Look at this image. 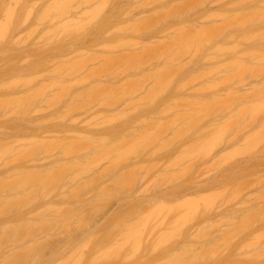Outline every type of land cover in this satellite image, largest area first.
<instances>
[{"label":"rangeland","instance_id":"obj_1","mask_svg":"<svg viewBox=\"0 0 264 264\" xmlns=\"http://www.w3.org/2000/svg\"><path fill=\"white\" fill-rule=\"evenodd\" d=\"M10 1L0 0V5L4 3V9ZM21 1L14 0L19 6ZM55 1L23 0V13L17 6L21 14L16 17L27 20L29 12L33 17L27 21L30 26H18L14 35H9L15 27H10L12 19L0 18L10 23L6 37H15L13 43L3 37L5 43L0 45V264H121L120 257L122 262L126 257L128 263L144 264L140 260L147 254L179 251L194 232L204 246L199 248L192 237L201 251L199 264L224 258L236 264H248L241 258L260 264L264 260L259 255L264 243V59H251L245 53L264 54V0H91L93 5L76 0L81 6L59 5L61 13L53 11L50 18L48 11ZM83 5L86 8L79 9ZM82 12L84 18L87 13L90 17L83 19ZM152 12L156 15L147 17ZM209 16L215 20L206 22ZM17 18L15 25L21 22ZM190 27L204 30L205 38L216 35L218 41L213 37L210 43H221L216 47L224 45L225 53L218 54L214 47L215 54L212 45L203 50L205 44L199 42L203 33L197 42ZM178 29L186 32L184 38L188 31L195 34L191 38L202 49L190 42L192 54L181 52L185 56L180 60L174 46L184 38L179 39ZM20 35L25 36L26 46L17 39ZM173 35L179 41H172ZM27 41L31 46L24 44ZM125 42L132 47L123 46ZM181 44L179 50L184 48ZM195 50L203 54L197 51L200 57L192 62ZM173 55L180 63L170 60ZM148 57L156 62L143 65ZM80 58L90 65L81 66ZM240 61L247 69H238ZM75 63L83 68L79 73L71 70ZM158 68L172 70L171 74L177 69L179 74L172 76L174 84L165 83V89L173 84L168 91L161 84L157 90L155 83L156 90L150 92L156 73L148 84L143 75ZM207 71L214 76L209 72L204 77ZM78 96L82 100L75 101ZM21 100L31 125L23 131ZM103 101L111 105H101ZM13 104H19L23 113L17 107L15 112V106L12 111ZM188 190L191 193L185 194ZM205 221L208 229H199ZM22 223L28 225L26 229L20 228ZM220 223L225 226L219 227ZM193 227L201 231L196 233ZM152 237L157 238L155 245L151 243L155 247L146 243ZM213 238L216 245L210 241ZM176 241H181L178 247ZM185 249L198 253L196 247ZM185 251L179 252L188 254ZM192 263L197 264L195 258Z\"/></svg>","mask_w":264,"mask_h":264},{"label":"bare ground","instance_id":"obj_2","mask_svg":"<svg viewBox=\"0 0 264 264\" xmlns=\"http://www.w3.org/2000/svg\"><path fill=\"white\" fill-rule=\"evenodd\" d=\"M5 1H6V0H5ZM20 1H21V0H20ZM58 1H59V0L55 1V2H56L55 4L58 6V8H57L56 5L54 4V5H55V7H53L54 10H53V9L51 10V8H50L49 11H48V10H47L48 8L46 9V10L48 11L49 16L52 15L51 12L53 13V11H58V9H59V11H60L62 5H63V7H64L65 9H67V8H68L67 5H69V4L74 5L75 3L79 2L80 0H79V1L72 0V1H74L73 3H70V2H72V1H70V0H64L65 2L67 1L66 3H65L64 1H62V0H60L59 3H58ZM61 1H62V4L60 3ZM75 1H76V2H75ZM81 1H82V0H81ZM84 1H87V0H83L82 2H84ZM92 1H93V0H92ZM92 1L89 0V2H92ZM95 1H96V0H95ZM2 2H3V1H2ZM2 2H1V3H2ZM12 2L14 3V7L12 6L14 9H12V7L10 6V5H12ZM29 2H30V1H29ZM68 2H69V4H68ZM89 2H88V1L86 2L87 5H88V4H91V3H89ZM93 2H94V1H93ZM93 2H92V5L95 4V3H93ZM22 3H23V0L21 1V4H20V6H22L21 13H23L22 11H23V9H24V7H25V6L22 5ZM57 3H58V4H57ZM64 3H65V4H64ZM86 3H85V4H86ZM3 4H4V3H2V6L0 5V6H1V7H0L1 10H4V9L7 7L6 5L8 4V2L6 3L4 9L2 8V7H3ZM25 4H26L27 6H29V7H30V5H31L30 3H29L30 5H29V4H27L26 2H25ZM77 4H78V3H77ZM82 4H84V3H82ZM85 4H84V5H85ZM8 5H9V4H8ZM10 5L8 6L7 11L5 10L7 13L4 12V11H2V14L0 13V18H2L1 15H2L3 17H4V16H7V18H9L8 20H11V19H12V24L10 25V27H11V26H15V27H14V28L11 27V29L13 28V30H12V33L10 32V34H9V30H10V28L8 29V27H9V24H10V23L8 24V23L4 22L3 20L6 21V19H4V18H3L2 20H0L1 22H4V23H5V25H0V26L3 27V29H2V27H1L0 30H1V31L4 30V31H3L4 34H3V32H0V39H2L3 37H5V40H8V41H10V43H13V42H11V38H15V37H13V36H12L11 38H10V37H6V35H5L6 32H7V34H9V35L17 34L18 31H19V27H22V29H23V26L25 27V25H26L28 22L31 21V20H29V18H30V16L32 15V13L29 12L28 16L26 15V19H27V20L22 21V20H20V19H22L23 16H21L22 18L20 17V19H18L19 16H20V14H21V13H20V10H19V12H17V6H18V8L20 7L19 4H17L16 2H14V0H12V1H10ZM59 5H60L61 7H60ZM78 5L81 6V3H79ZM78 5H77V6H78ZM84 5H83V6H84ZM173 5H175V4H173ZM69 6H70V5H69ZM77 6H76V8L78 9ZM83 6H82V7H79V9L81 8V10H82V9L86 8V6H84V7H83ZM89 6H91V5H89ZM89 6H88V7H89ZM95 6H96V5H95ZM95 6H94V8H96ZM10 7H11V8H10ZM15 7H16V8H15ZM29 7H26V8L28 9ZM26 8H25V10L28 11ZM30 8H31V7H30ZM30 8H29V10H31ZM56 8H57V10H56ZM94 8L92 9L93 11H95ZM10 9H11V10H10ZM68 9H69V8H68ZM73 9H74V8H73ZM96 9H97V8H96ZM1 10H0V11H1ZM8 10H9V11H8ZM12 10H13V12H11ZM25 10H24V11H25ZM46 10H45V13L47 12ZM74 10H75V9H74ZM92 10L90 9V12H91V13L93 12ZM87 11L89 12V10H87ZM87 11H86V12H87ZM158 11H159V10H158ZM16 12H17V13H16ZM77 12H78V10H77ZM77 12H76V13H77ZM86 12H82V13H81V14H83V19H87V17H88V18L90 17V16H89L90 13H87V14H89V15H88V16L86 15L87 17L84 18ZM156 12H157V11H156ZM159 12H160V15H161V11H159ZM159 12H158V14H159ZM3 13H4V14H3ZM11 13H12V14H11ZM19 13H20V14H19ZM60 13H61V11H60ZM153 13H154V14H153ZM169 13H170V12H169ZM18 14H19V15H18ZM53 14L55 15V13H53ZM152 14H153V15H156L155 12H152L151 14L147 15V17L150 16V15H152ZM170 14H171V13H170ZM17 15H18V16H17ZM23 15H25V14H23ZM44 15H45V14H44ZM54 15H53V16H54ZM144 15H145V14H144ZM14 16H15V18H14ZM16 16H17L18 18H17ZM42 16H43V15H42ZM79 16H80V18H82L81 15H79ZM161 16H162L161 18H163V17H164V14L162 13ZM176 16H177V15H176ZM211 16H212V15H211ZM211 16L206 17V18H209V20H206V22L211 21L212 19L215 20V19L213 18L214 16L212 17V19H210ZM10 17H11V18H10ZM32 17H33V15H32ZM32 17H31V18H32ZM38 17H39V16H38ZM143 17H144V16H143ZM143 17H142V15H141V18H143ZM156 17H157V16H156ZM177 17H178V16H177ZM16 18H17V21L19 20L18 23H19L20 21L22 22V23H21V22L19 23L20 25H19V24H16V25H17V26H16V25L14 24ZM50 18H51V16H50ZM204 18H205V17H204ZM206 18H205V19H206ZM182 19H184V17L181 18V20H182ZM261 19H262V18H261ZM261 19H260V21H261ZM159 20H160V18H159ZM175 20H176V19H175ZM262 20H263V19H262ZM13 21H14V22H13ZM27 21H28V22H27ZM84 21H85V22H84ZM160 21H161V20H160ZM162 21H165V20L162 19ZM83 22L86 23V20H83ZM135 22H136V20H135ZM184 22H185V20H184ZM261 22H262V21H261ZM263 22H264V20H263ZM263 22H262V23H263ZM84 23H82V21H80V24H78V23H77V24L79 25V27H81V26L84 25ZM254 23H255V22H254ZM0 24H1V23H0ZM22 24H23V25H22ZM67 24H68V23H67ZM67 24H66L65 26H67ZM69 24H70V23H69ZM81 24H83V25H81ZM161 24H162V23H161ZM252 24H253V23H252ZM255 24H256V23H255ZM259 24L261 25L260 22H259ZM6 25H7V27H6ZM28 25H29V23H28ZM80 25H81V26H80ZM188 25H189V24H188ZM18 26H19V27H18ZM29 26H30V25H29ZM131 26H133V25H131ZM135 26H138V25L135 24ZM161 26L163 27V25H160V27H161ZM185 26H186V24L184 25V27H185ZM253 26H254V25H253ZM16 27H18V28H16ZM187 27H188V26H187ZM25 28H26V27H25ZM132 28H133V27H132ZM190 28H191V30L193 29V33L196 34V35H195V34H192V33H191V35H193V36H194V35L197 36V37L194 36V38H195L196 40L198 39V40H197V42H198V41L201 39L199 36L202 35V33L204 32V30H203V31H198V30H196V31H197V32H196V31L194 30L193 27H190ZM14 29H16V32H17V33H16V32L14 33ZM17 29H18V30H17ZM20 29H21V28H20ZM28 29H29V28H28ZM80 29H81V28H80ZM134 29H135V28H133V30H134ZM187 29H188V28H187ZM204 29H205V28H204ZM25 30H27V29H25ZM139 30H140V28H139ZM139 30H138V28H137V29H135L134 31L137 32V31H139ZM162 30H163V29H162ZM165 30H167V29H164L163 31H165ZM178 30H179V29H178ZM178 30H177V31H178ZM5 31H6V32H5ZM10 31H11V30H10ZM163 31H162V32H163ZM179 31H180V30H179ZM183 31H184V30H183ZM183 31L177 32L179 35H181V32H182V35H183V36H182V35L179 36V39L184 38L186 32H185V34H184ZM22 32H23V31H22ZM167 32H169V30H167L165 33L167 34ZM174 32H176V31H174ZM199 32H200L201 34H200ZM165 33H164V34L162 33V34L165 35ZM187 33H188V36H187L188 39H187V37L184 38V39H182V41L184 40L183 43H182L181 40H180L181 42L179 41V39H178V35H177V36H174V35H173V36H174V37H173L174 40H172V41H177V40H178V41H179V44L182 43V44L180 45L181 48L184 47V48H182V49H185L186 46H187V44L189 45V47L187 46L186 50H182V49L179 50V49H180V47H178L179 44H178V45H177V44L175 45V43L172 42L171 44H172V45H175L174 47L177 48L176 54H177V53L180 54L181 52H183V54H186V52H187L186 55L190 56V55L192 54L191 51H193L192 49H194V46H197V47H198V48L196 47L197 49H200V48L202 49V47H200V45L197 44L196 40H194L193 36H192V38H191V35H190L189 31H188ZM198 33H199V34H198ZM1 34H2V35H1ZM20 34H21V33H20ZM30 34H31V33H30ZM197 34H198V35H197ZM163 35H161V36H163ZM167 35H169V34H167ZM186 35H187V34H186ZM7 36H8V35H7ZM25 36H26V33H25ZM25 36H24V35H20V36H18L19 38L17 37L18 40H19V39L21 40V41L19 40V41L21 42V44L24 42V41H22V39H24V38H22V37H25ZM189 36H190V37H189ZM202 36H204V37H202ZM202 36H201V37H202L203 40H205V41L208 40L207 42H205V41L203 42L202 39L199 41V42H202V43L205 44V45L203 46V50H204L205 47H207V46H209V45H210V46L212 45V47H210V46H209V47H210L211 49H212V48L214 49V47L217 48V49L219 50V52H221V53H218V54L223 55V54L225 53L226 49L224 50V52H223V50H221V48L224 49V48H223V47H225L224 45H223V46H220V49H219L218 47H219V45H220L221 43H220V44H219V43L216 44V42H215V43H214V44H215L214 46H213L212 43H210V42H212V41L214 42L215 39H216V41H218V39H217L218 37H217L216 35H215V36L213 35V37H214L215 39H214L213 37H211V38H212L211 41H209L211 38H210V39H209L208 37H207L208 39L205 38V37H206V36H205V33H203ZM28 37H30L29 34H28ZM171 37H172V35H170L169 38L172 39ZM175 37H176V38H175ZM216 37H217V38H216ZM262 37H263V36H262ZM8 38H10V39H8ZM169 38H167V39H169ZM189 38H190L192 41H191ZM17 39H15L16 41L14 40V41H15V42H14L15 44H16V42H19ZM27 39H28V38H27ZM27 39H25V40H27ZM164 39H165V38H164ZM167 39H166V40H167ZM170 39H169V40H170ZM185 39L188 40V41L190 40V41L188 42V41H186ZM219 39H220L219 41L221 42V38H220V37H219ZM262 39H264V37H263ZM3 40H4V38H3L2 40H0L1 42H3V44L0 43V45H4L5 40H4V41H3ZM169 40H167V41H168V44H170V43H169ZM30 41H31V40H30ZM30 41H27V43L25 42L24 44H29V45H30V43H31ZM28 42H30V43H28ZM170 42H171V41H170ZM184 42H185L186 45L184 44ZM190 42L193 43L194 46H193V45L191 46V43H190ZM10 43H9V44H10ZM144 43H146V42H144ZM144 43H143V45H144ZM189 43H190V44H189ZM125 44H126V45H125ZM133 44H134V43H133ZM147 44H149V42H148ZM147 44H146V46L144 45V47H147ZM196 44H197V45H196ZM218 44H219V45H218ZM19 45H20V43H19ZM19 45H18V46H19ZM129 45H130V47H132L131 42H129ZM129 45H128V42H127V43L125 42V43L123 44V46H128V47H129ZM151 45H152V44H151ZM182 45H184V46H182ZM216 45H217L218 47H216ZM18 46H16V47H18ZM22 46H26V45H23V44H22ZM30 46H31V45H30ZM136 46H137V45H136ZM170 46H171V45H170ZM190 46L193 47V48L191 49ZM28 47H29V46H28ZM28 47H26V49H28ZM67 47H69V45H68V46H65V48H67ZM149 47H150V46H149ZM149 47H147V48H148V50L151 51V49H150ZM151 47H152V46H151ZM261 47H262V46H261ZM12 48H14V47H12ZM20 48H21V45H20ZM63 48H64V47H63ZM152 48H153V50H154V48L157 49V48L154 47V46H153ZM189 48L191 49V51H190L191 53L189 52V50H190ZM196 48H195V49H196ZM17 49H19V47H18ZM21 49H22V48H21ZM68 49H69V48H68ZM174 49H175V48H174ZM174 49H171V50L173 51ZM213 49H212V50H213ZM217 49H214V50H213V52L215 51V52H214L215 54L218 52ZM2 50H3V49H2ZM220 50H221V51H220ZM4 51H7V50L4 49ZM4 51H1V52L4 53ZM9 51L11 52V50H8V52H9ZM21 51H22V50H21ZM24 51H25V50H24ZM172 51H170V53L166 54L167 56H164V57L167 58L168 56H170L169 54H172ZM185 51H186V52H185ZM197 51H198V54H199V52L201 53V55L203 54V53L201 52V50H195V51H194V54H193L194 56H193V60H192V62H194V60L196 59L197 56L200 57L199 55H197ZM216 51H217V52H216ZM8 52H7V54H8ZM203 52H204V51H203ZM222 52H223V53H222ZM252 52H255V54L252 53ZM13 53H15V52L12 51V54H13ZM189 53H190V54H189ZM214 53H212V55H214ZM226 53H227V52H226ZM246 53H248V54L250 53V55H248V54H246ZM246 53H245V55H247L248 58H249L250 56H253V58L251 57V59H255V58H257V57H262V58L264 59V54H261V53L259 54V52H257V53H258V54H257L256 51H251V52L246 51ZM5 54H6V53H5ZM9 54H10V53H9ZM179 54H177V56H178ZM251 54H253V55H251ZM174 55H175V53H174ZM174 55L170 58V60H173ZM254 55H256V56L254 57ZM262 55H263V56H262ZM0 56H1V55H0ZM21 56H22V55H21ZM79 56H80V55H79ZM156 56H158V55H156ZM177 56H175V59H176V61H179V59L181 60L185 55L180 54V55H179V56H180L179 59H178ZM181 56H182V57H181ZM218 56H219V55H217L216 57H218ZM3 57H6V56H3ZM204 57H205V56H204ZM212 57L214 58V56H212ZM216 57H215V58H216ZM146 58H147V57H146ZM149 58H150V57H148V59H147V60H149V61L143 60V59H145V58H143L142 60L145 61V63H143V61H142V64L145 65L146 63L150 62V64H148V65H151L152 63H155V62H156V61L154 62V60H153L154 58H153V57H152L151 59H149ZM246 58H247V57H246ZM262 58L257 59L258 62H260V60H261ZM80 59H82L84 63H85V61L87 62V60H84L83 58H80ZM175 59H174V60H175ZM177 59H178V60H177ZM198 59H199V58H198ZM200 59H201V58H200ZM263 59H262V60H263ZM82 60H81V61H82ZM170 60L168 59V61H169L168 63H172V64H173V63H174V62H173L174 60L171 61V62H170ZM257 60H256V61H257ZM262 60H261V62H262ZM81 61L79 60V61L77 62V63H80L81 66H83V65L86 66V65H88V64L90 65V62L87 63V64H86V63L83 64V62H81ZM152 61H153V62H152ZM197 61H198V60H197ZM200 61H201V60H200ZM151 62H152V63H151ZM240 62H241V61H240ZM77 63H75V65H73V66H75V69H76V67L78 68L77 70L73 69L74 67L71 66V70H72V72H74V73H77V72L79 73L80 68H82L81 66L76 65ZM81 63H82V64H81ZM179 63H180V61H179ZM179 63L177 62V63H174L173 65H176V64H179ZM238 63H239V61H238ZM262 63H264V62H262ZM192 64H194V63H192ZM192 64H191V66H193ZM89 65H88V66H89ZM143 65H142V66L140 65V67H143V68L145 69V67H144ZM189 65H190V64H189ZM242 65H243V64H242V62H241L240 66H239V64H238V66H237V65H236V66H237L238 69H239V67H240V68L244 67V66H242ZM4 67H6V65H5ZM4 67H3V68H4ZM132 67L134 68V66H132ZM132 67H131V68H132ZM179 67L181 68V66H179ZM179 67H178L177 69H179ZM3 68H2V69H3ZM131 68H130V66H129V71H130ZM133 68H132V70H133ZM155 68H157V67H155ZM225 68H226V67H225ZM82 69H83V68H82ZM82 69H81V72H82ZM101 69H102V68H101ZM148 69H149V68H148ZM151 69H153V68H151ZM158 69H159V71H158ZM158 69H156V72H154V71L152 72V71H151L152 73H149L150 75L152 74L151 76H150L148 73H145V74L143 75V76H144V79H146V81H147V84H148V83H151V81H153V79H154L155 82H154L153 84L155 85V83H156V84H157V87H158L157 90H159V89H162V87H160L159 84L163 85V86H164V89H165V86H167L165 83H168V80H169V84H171V83L174 84V83L176 82V80H175L176 77L174 78V77H172V76L177 75V74H175V73H178V72H176L177 69H176V70L174 71V73H172V74H171V72H173L172 70H171V71H170V70L167 71V69L163 68L164 71H165V72L163 73V69H162V68H161V70H160V68H158ZM183 69H184V67L181 68V70H183ZM235 69H236V68H235ZM235 69H234V70H235ZM242 69H247V67L245 66V67L242 68ZM78 70H79V71H78ZM179 70H180V69H179ZM161 71H162V72H161ZM166 71H167V73H166ZM214 71H215V70H214ZM214 71H213V72H214ZM220 71H221V70H220ZM81 72H80V73H81ZM157 72H159V73H157ZM160 72H161V73H160ZM169 72H170V73H169ZM182 72H184V71H182ZM209 72H210V75H211V74L213 75V73H211L212 71H207V72H205L206 75H203V76H204V77H205V76H210V75H207V73L209 74ZM155 73H156V75H155ZM180 73H181V72H180ZM184 73H185V72H184ZM203 73H204V72H203ZM216 73H217V70L215 71V74H216ZM218 73H219V70H218ZM15 74L18 75V72H17V73L15 72ZM158 74H159V76H160V75H161V76L158 77V79H157L156 77H157ZM163 74H164V75H163ZM168 74H171V75H169V77H168ZM178 74H179V73H178ZM145 75H146L149 79H151L150 82H149V80H147V77H145ZM148 75H149L150 77H149ZM154 75H155L156 77H155ZM162 75H163V76H162ZM153 76H154V78H153ZM164 76H165V77H164ZM213 76H214V75H213ZM126 77H127V76H126ZM161 77H163V78H161ZM166 77H167V81L165 82ZM28 78H29V77H28ZM152 78H153V79H152ZM172 78H173V79H172ZM193 78H194V77H193ZM156 79H157V80H156ZM162 79L164 80V82H163V81L160 82ZM190 79H191V78H190ZM190 79H189V80H190ZM194 79H195V78H194ZM18 80H20V79H18ZM131 80H133V79H131ZM131 80L128 79V81H131ZM171 80H172V81L174 80L175 82H174V81H173V82H170ZM21 81H22V80H21ZM144 81H145V80H144ZM156 81H158V82H156ZM191 81H192V79H191ZM17 82H19V81H17ZM192 82H193V81H192ZM19 83H21V82H19ZM145 83H146V82H145ZM178 83H179V82H178ZM178 83H177V84H178ZM189 83H190V82H189ZM169 84H168V87H166V88H168V89H165V91H166V90L168 91V90L170 89L169 86H172V85H173V84H172V85H169ZM154 85H151V86H153V87H150L149 90H150V89L152 90L153 88H154V89L157 88L156 85H155V86H154ZM186 85H187V84H186ZM174 86H175V85H174ZM187 86H188L187 88L189 89V88H190L189 85H187ZM144 87H145V86H144ZM175 87H177V86H175ZM211 87L214 88V86H211ZM145 88H146V87H145ZM179 88H180V86L178 87V89H179ZM183 88H184L185 90L187 89V88H185V87H181L180 89H183ZM192 88H193V87H192ZM208 88H210V86H209ZM147 89H148V88H147ZM151 90H150V92H151ZM155 90H156V89H155ZM155 90H154V91H155ZM152 92H153V91H152ZM78 97H79V96H78ZM78 97H77V98H78ZM80 97H81V96H80ZM80 97H79V99H77V100H75V101L82 100L81 98L84 97V96L82 95V97H81V98H80ZM26 99H27V98H25V100H26ZM103 99H104V98H103ZM106 99H107V98H106ZM28 100H29L30 102H29ZM100 100H101V99H100ZM4 101H7V100L2 99V102H3V103H4ZM22 101H24V100H21V103H20V101H19V102L17 101V102L20 103V106H21V105L23 106V107L21 106L22 109H23V108H24V105L22 104ZM75 101L72 100V103H74ZM98 101H99V100H98ZM9 102H10V101H9ZM9 102L7 101V102H5V103H6V104L8 103V105H10L11 102H10V103H9ZM27 102H28V104H27ZM27 102L25 101V103H26L27 105H29V103L31 104V99H30V98L27 99ZM104 102L107 103V104L109 103L108 101H107V102H106V101H103V102L100 103V104H101V105H104V104H103ZM23 103H24V102H23ZM68 103H69V105L72 104V103L69 102V101H68ZM112 103H113V102H112ZM6 104H3L4 107H5ZM26 104H25V105H26ZM79 104H80V103H78V105H79ZM107 104H105V105H107ZM11 105H12V104H11ZM18 105H19V104H18ZM18 105H17V106H18ZM76 105H77V104H76ZM109 105H111V103H109ZM14 106H15V109H14V110H15V112H16V107H17L16 105L13 104V106H10V108L12 109V107L14 108ZM20 106H19V107H20ZM4 107H3V109H4ZM69 107H70V106H69ZM6 108H9V106L6 107ZM10 108H9V109H10ZM9 109H4V110H6V111L8 112V111L11 110V109H10V110H9ZM17 109H18V107H17ZM19 109H20V108H19ZM19 109H18V110H19ZM23 110H24V115L22 114V113H23V112H22ZM23 110L21 111V109H20L21 114H22V118H26L25 116H27L28 113H29V112H28V109H23ZM6 111H5V112H6ZM12 111H13V109H12ZM7 112H6V113H7ZM10 112H11V111H10ZM18 113H19V111H18ZM19 114H20V113H19ZM21 114L19 115L20 117H21ZM19 119H20V118H19ZM27 119H28V118H26V119H22V121L20 122V123H22V125L25 124V126H21V125H19V126L21 127L20 130H22L23 128H27L28 126H29L28 129L31 128V125H28L29 123H27V122H29V121H27ZM28 120H29V119H28ZM152 121H153V120H151V122H152ZM24 122H25V123H24ZM155 123H156V122H155ZM26 125H28V126H26ZM0 128H1V127H0ZM22 131H23V130H22ZM7 134H8V133H7ZM8 136H10V135L8 134ZM10 137H11V136H10ZM29 137H30V138H29ZM29 137H27L28 140L31 139V136H29ZM29 141H30V140H29ZM30 142H31V141H30ZM27 144H28V142H27ZM29 145L31 146L30 143H29ZM29 148L31 149V147H29ZM9 153H10V152H9ZM57 163H58V162H57ZM57 163H55V165H53V166L56 167V164H57ZM4 164H5V163H4ZM57 165L61 166L60 164H57ZM62 165H63V164H62ZM4 166H6V165H4ZM53 166H52V167H53ZM59 166H58V167H59ZM62 167H63V166H62ZM53 169H55V168H53ZM59 169H62V168H59ZM21 170H25V169H21ZM50 170H51V169H50ZM52 172H55V170L52 171ZM198 186H199V185H198ZM198 186H196V188H199ZM200 187H201V186H200ZM193 190H194V189H193ZM199 190H200V189H199ZM199 190H198V191H199ZM15 193L17 194V192H15ZM18 193H19V192H18ZM186 193H191V191L189 192V190H188L187 192H185V194H186ZM182 194H184V193H182ZM14 195H15V194H14ZM19 195H21V194H19ZM19 195H17V196H19ZM15 196H16V195H15ZM17 196H16V198H17ZM156 196H157V197H158V196H161V197H162L163 195H162V194H159V195L157 194ZM179 196H181V194H179ZM157 197H155L154 200H156ZM158 198H160V197H158ZM158 198H157V199H158ZM22 200H23V199H22ZM154 200H153V201H154ZM20 208H21V207H20ZM20 208H19V209H20ZM15 212H16V211H15ZM17 212H18V211H17ZM235 213H237V211H236ZM235 213H234V214H235ZM17 214H19V213H16V215H17ZM23 216H24V215H23ZM205 223H206V224H205ZM205 223L203 222V225H201L202 223H201L200 225L198 224V225H199V229H202V227H200V226H203L204 229H208V228H206V227H207V226H206V225H207V221H205ZM208 223H210L211 226L214 225V224H213L214 222H208ZM224 224H225V223H224ZM224 224H221V223H220V224H219V227H221L220 225H224ZM24 225H25V227L28 226V225H26V224H24ZM238 225H239V224H238ZM30 226H31V225H30ZM209 226H210V225H208V227H209ZM211 226H210L209 228H211ZM214 226L217 227V225H214ZM214 226H213V227H214ZM224 226H225V225H224ZM227 226H228V224H227ZM16 227H19V225H17ZM21 227H24V226H23V223L21 224L20 228H21ZM25 227H24V228H25ZM195 228H198V226L195 225ZM217 228H218V227H217ZM17 229H18V228H17ZM25 229H26V228H25ZM199 229H194V227H193L191 230H194V231L197 230V231H196V233H197ZM204 229H202V230H204ZM219 229H221V228H219ZM223 229H224V228H223ZM225 229H228V230H229V227H228V228L225 227ZM21 230H23V229H21ZM191 230H190V231H191ZM221 230H222V229H221ZM199 231H201V230H199ZM222 231H223V230H222ZM194 233H195V232H194ZM194 233H193V234H192V233H189L188 236H190V238H189L188 236H186V237H187V238L185 237L186 240H183V239H185V238H182L183 241H182V243H181V241H180V243H181V244L179 243L180 245L178 244V242H179V240H181V239H179L178 242L176 241L175 244L177 245V247H178V245H179V246L182 248V249H181V248L179 247V249H180L179 251L182 252V250H183V251L186 250L185 253H188V252H187L188 249H185V248H189V249H190V248H195V247H196L195 250H196L198 253H196V252L194 251V249H192V250L195 252V255L197 254L198 256L196 255V257H195V255L193 254L194 252L191 253L192 250H189V253H188V254H184V252L181 253V252L178 251V249H175V252H171V253H170V252H169V253H168V252H165L166 254L161 253V255H160V254H157V256H152V254H149L150 256H147V255H148V254H147L148 252H147V253H146L147 255L144 254V255H146V256H144V257H143V255H142V256L140 255V258H141V257L144 258V259L142 258V261L140 260V263L144 262V264H185V263H186V264H187V263L190 264V263H192V261L194 262V258H195V261H196V263H197V261L199 260L198 257H199V255H200L199 252H201V251L199 250V248H201L203 244L198 243L200 240L198 239V240H199V241H198V240H196L197 238L193 237ZM15 234H16V231H15ZM17 234H20V233H17ZM17 234H16V235H17ZM19 236H20V235H19ZM16 237H17V236H16ZM192 237L194 238L195 241L192 239ZM18 238H19V237H18ZM154 239H155V238L152 237L150 240H149L148 238H146V240H149V241H146L145 239H144V240L146 241V243L148 242V244H150V245H151V243L154 242V245H155V244H156L155 241H157V240H156L157 238H156L155 240H154ZM216 239H217V238H215V239L213 238V239L210 240V241H213V243H214V240H215V245H216V244L218 243ZM15 240L18 241V239H15ZM144 240H142V241L144 242V243L142 242L143 245L145 244L147 247L150 246V245H147V244L145 243ZM218 240H220V239H218ZM227 240H228V239H227ZM17 241H16V243H17ZM193 241L196 242V245H199L200 247L197 248L198 246L194 245V242H193ZM197 241H198V242H197ZM208 242H209V241H207V242L205 243V244H207V245H205V246H207V247H209V246H208ZM157 243H158V242H157ZM203 243H204V242H203ZM209 244H210V243H209ZM263 244H264V243H263ZM263 244H262V247H263V248L260 247L261 244L259 245V247H260L262 250L259 249V248H257V249H259V251L263 252V253L260 252L261 254H259V255H262V254H263L262 257L264 258V245H263ZM176 245H175V248H176ZM152 246H153V244H152L150 247H152ZM194 246H195V247H194ZM210 246H211V245H210ZM213 246H214V245H212V247H213ZM153 247H155V246H153ZM203 247H204V246H203ZM203 247H202V248H203ZM152 249H153V248H152ZM184 249H185V250H184ZM198 250H199V251H198ZM171 251H172V250H171ZM173 251H174V250H173ZM177 251H178V252H177ZM257 251H258V250H257ZM259 251H258V252H259ZM17 252L22 256L23 253H22V251H20V249H19V251L17 250ZM17 252H15V253H17ZM18 253H17V256H18V257H17L15 254H14V255L16 256V259L18 258V261H20V259H19V254H18ZM21 253H22V254H21ZM192 254H193V256H192ZM21 256H20V258H21ZM187 256H188V257L190 256V257L188 258ZM191 256H192L193 258H191ZM124 258L126 259V257H123V260H124L123 262H122V260H121L122 258H121V257L119 258V261H121V264H125V263L127 264V263H128V262H126L127 259L125 260ZM138 258H139V256H138ZM190 258H191L192 260H189ZM197 258H198V260H196ZM16 259H15V260H16ZM243 259H245V258H241V259H239V260H241V261H246L248 264H253V263H251V262H250V263L248 262L249 259H247V260H243ZM231 260H232V259L229 260V258H228V260H227V258H224L223 262H224V261H226V262L229 261V262H227V264H228V263L232 264L233 261L235 262L234 259H233V261H231ZM239 260H238V261L236 260V261H237V262H241V261H239ZM128 261H129V259H128ZM132 261L134 262V264H137V261H136V260H132ZM132 261H131V263H130V261H129L128 264H133ZM135 261H136V263H135ZM218 261H221V260H218ZM218 261H217V262H218ZM198 262H199V261H198ZM217 262H215V263L217 264ZM221 262H222V261H221ZM221 262H220V263H221ZM223 262H222V263H223ZM226 262H225V263H226ZM231 262H232V263H231ZM215 263H214V264H215ZM218 263H219V262H218ZM220 263H219V264H220ZM225 263H224V264H225ZM242 263H243V262H241V264H242ZM262 263L264 264V260H263L262 262H260V264H262ZM119 264H120V262H119ZM138 264H139V260H138ZM192 264H194V263H192ZM197 264H199V263H197ZM233 264H234V263H233ZM235 264H236V262H235ZM238 264H239V263H238ZM243 264H246V263H243ZM257 264H258V263H257Z\"/></svg>","mask_w":264,"mask_h":264}]
</instances>
